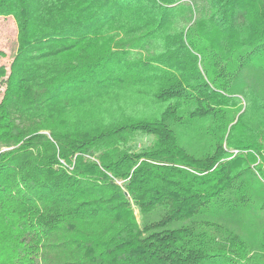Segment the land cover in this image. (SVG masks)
Masks as SVG:
<instances>
[{"label":"trees","instance_id":"obj_1","mask_svg":"<svg viewBox=\"0 0 264 264\" xmlns=\"http://www.w3.org/2000/svg\"><path fill=\"white\" fill-rule=\"evenodd\" d=\"M1 16L0 264H264V0Z\"/></svg>","mask_w":264,"mask_h":264},{"label":"rangeland","instance_id":"obj_2","mask_svg":"<svg viewBox=\"0 0 264 264\" xmlns=\"http://www.w3.org/2000/svg\"><path fill=\"white\" fill-rule=\"evenodd\" d=\"M17 24L12 16L0 17V59L1 66L8 68L9 61L12 59L17 49ZM3 52V53H2ZM0 69V74H2ZM2 77L0 76V79ZM3 88L0 87V97L2 96ZM152 137L144 135L138 137L133 143L135 149H140L145 146Z\"/></svg>","mask_w":264,"mask_h":264}]
</instances>
